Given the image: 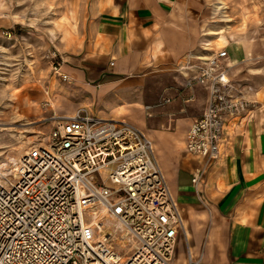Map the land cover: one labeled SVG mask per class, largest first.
<instances>
[{"label": "built area", "instance_id": "built-area-1", "mask_svg": "<svg viewBox=\"0 0 264 264\" xmlns=\"http://www.w3.org/2000/svg\"><path fill=\"white\" fill-rule=\"evenodd\" d=\"M209 45L178 67L184 89L206 92L184 138L185 152L204 161L190 175L201 203L200 180L220 155L226 121L250 116L257 105L251 87L229 78L225 48ZM60 68L56 62L52 71L69 83ZM168 103L163 98L143 111L148 116ZM49 120L48 142L41 136L29 143L12 178L0 177V264H175L181 211L147 135L83 107ZM199 263L187 254L185 264Z\"/></svg>", "mask_w": 264, "mask_h": 264}, {"label": "crops", "instance_id": "crops-1", "mask_svg": "<svg viewBox=\"0 0 264 264\" xmlns=\"http://www.w3.org/2000/svg\"><path fill=\"white\" fill-rule=\"evenodd\" d=\"M188 1L87 0L60 72L70 78L68 87L77 94L78 108L103 119H124L156 140L157 145L150 139L163 159L161 163L156 156L184 227V236L177 237L175 264H185L187 254L199 264H264V101L250 116L226 121L220 155L209 162L200 180L203 203L191 186L192 169L202 168L204 161L185 152L184 138L206 106V92L184 89L177 67L190 54H206L201 49L206 39ZM231 45L224 60L230 67L264 47L260 40L242 48ZM151 77L166 78L159 89L169 103L148 131L135 116H146L143 108L150 105H144V91ZM258 92L264 93V85ZM190 96L193 100L188 101ZM56 109L53 103L55 115ZM153 111L146 117L154 116ZM183 174L188 183H181ZM177 246L182 247L181 261Z\"/></svg>", "mask_w": 264, "mask_h": 264}, {"label": "rangeland", "instance_id": "rangeland-1", "mask_svg": "<svg viewBox=\"0 0 264 264\" xmlns=\"http://www.w3.org/2000/svg\"><path fill=\"white\" fill-rule=\"evenodd\" d=\"M86 3L87 0H0V177L4 179L12 178V166L29 143L41 136L44 143L48 142L49 118L55 116L53 103L57 105L56 115L78 108L76 92L54 74L52 67L56 62L62 65L73 47ZM189 4L199 33L213 49L227 50L226 46L236 43L242 48V44L257 40L264 46V0H190ZM209 32L215 33L208 36ZM259 51L230 71L233 82L253 89L257 105L264 101V93L258 92L259 85H264V47ZM165 79H148L146 86L150 88L144 91V105L153 106L167 97L159 89ZM160 108H155L150 118H135L150 131L152 123L164 115ZM153 138L150 137L157 145ZM154 153L162 163L156 146ZM181 177V183H188V175ZM84 219L92 220L86 216ZM181 248H176L178 261L182 259Z\"/></svg>", "mask_w": 264, "mask_h": 264}, {"label": "bare ground", "instance_id": "bare-ground-1", "mask_svg": "<svg viewBox=\"0 0 264 264\" xmlns=\"http://www.w3.org/2000/svg\"><path fill=\"white\" fill-rule=\"evenodd\" d=\"M232 46V45H231ZM229 47V46H228ZM228 50V49H227ZM233 52V51H232ZM231 53V52H230ZM232 56V55H231ZM230 67V66H229ZM232 68V67H231ZM75 113V112H74ZM73 113V114H74ZM72 114H67V115H55V116H71ZM7 180V179H6Z\"/></svg>", "mask_w": 264, "mask_h": 264}]
</instances>
